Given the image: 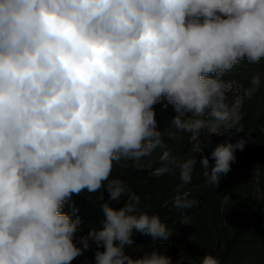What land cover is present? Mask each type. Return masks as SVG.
<instances>
[{"label":"clouds","instance_id":"9594fccd","mask_svg":"<svg viewBox=\"0 0 264 264\" xmlns=\"http://www.w3.org/2000/svg\"><path fill=\"white\" fill-rule=\"evenodd\" d=\"M245 59H264V0H0V264H71L89 241L97 246L93 264H173L159 248L126 253L136 232L162 241L174 233L110 178L114 164L143 169L164 147L153 109L161 101L177 113L171 127L193 139L209 126L206 113L214 127L244 131L239 107L261 73L231 105L232 82L223 77ZM247 142L213 149L206 185L218 186ZM160 159L153 175L174 166L191 182L196 158L165 148ZM200 162L209 167L207 156ZM101 188L128 201L104 205L103 228L80 236L79 247L81 219L62 209L73 194ZM188 195L175 206L193 207ZM199 264L220 261L205 254Z\"/></svg>","mask_w":264,"mask_h":264},{"label":"rangeland","instance_id":"374dc122","mask_svg":"<svg viewBox=\"0 0 264 264\" xmlns=\"http://www.w3.org/2000/svg\"><path fill=\"white\" fill-rule=\"evenodd\" d=\"M254 73H261V85L251 98L243 97V90L251 87L250 80ZM223 79L232 82V89L227 93L230 105L237 97H243L239 107L242 115L240 123L244 127L242 132L228 130L224 125L214 127V122L206 113L203 119L209 121V126L201 129L193 139V133L171 127L176 116L172 113L175 110L172 105L165 107L164 101L153 105L154 110L164 108L169 113L155 118L157 128L162 132L164 147H158L144 158L145 167L151 170L149 175L157 181L147 187L140 211H146L149 215L163 214L162 219L165 220L162 221L173 229L174 234L167 241L143 234L140 245L127 253L133 258L146 254L144 249L148 241L169 255L173 264L177 261L178 264H199L205 254L218 258L227 250V243L236 240H257V247L264 245L262 213L252 220L259 206L264 204V66L239 63L226 72ZM241 137L248 142L243 150H236V160L231 163V170L221 175L218 186L206 185L203 173L210 172L215 164L211 156L213 149L222 143H235ZM196 143L203 147L202 152L192 151ZM165 148L177 159L196 158L190 183L180 179V171L174 166L164 175H153L154 170L164 163L160 157ZM204 156L209 159L207 169L200 162ZM133 168L132 162L126 161L120 172L117 166L113 167L110 178L125 181ZM104 191L106 189L101 188L90 194L84 190L81 195L98 196ZM185 192L189 194V200L197 203L191 208L176 207V197L183 196ZM226 196L229 198L225 201L223 198ZM118 201L125 205L128 197L122 200L118 197ZM183 210L189 213L184 214ZM221 264H264V254L244 257L231 255Z\"/></svg>","mask_w":264,"mask_h":264},{"label":"trees","instance_id":"16d2710c","mask_svg":"<svg viewBox=\"0 0 264 264\" xmlns=\"http://www.w3.org/2000/svg\"><path fill=\"white\" fill-rule=\"evenodd\" d=\"M240 64L264 66V59H262L259 63H250L245 59L242 60ZM154 111H155V118L165 116L167 115V113H169L164 108ZM172 113L177 115L175 110ZM124 162L125 161H122L120 164H114V167L117 166V169L120 172V169L122 168V166H124ZM150 171L151 170L147 169L146 167H144L143 169H138L135 167L132 170H130V173L126 176L124 181L127 186V189L131 193H134L140 197V204L138 206L139 210H141V203L143 198L145 197V195H147L146 192L147 187L153 185L157 181L155 178L149 175ZM118 197L122 200L124 197H128V194L121 193ZM118 197L113 199L107 190L98 196L73 194L72 200L64 204V207L62 209L63 212L71 215L73 219H75L76 216H79L81 219L79 230L75 234V240L77 241V246L82 247V245L78 243L80 236H86L92 230L99 231L103 228L104 220H105L104 212H103L104 205H108L113 209H120L121 207L124 206L122 202L119 201L117 202ZM129 202L131 203V201ZM263 208H264V204H261L258 210L254 213L252 220L256 219L258 214L261 213H262V219L264 220ZM182 213L188 214L189 212L187 210H183ZM156 215H159L161 220H165V218L162 219L163 218L162 216H164L163 214L159 213ZM254 225L256 226V224ZM260 227H258L259 230ZM262 227H264V224H262ZM142 235L143 234L139 232L135 233L134 246L126 247L125 249L126 253L133 251L134 248L140 245V242L143 237ZM260 238L263 239L262 236ZM89 243L91 246L87 250H85L81 256H78L73 261H71V264H93L94 255L97 250V246L95 245V243L91 241H89ZM227 245H228L226 248L227 250L223 252L222 256L218 257V259H220V264L223 262L224 259L225 260L228 259L231 255H240L241 257H244V256H251V255L255 256L258 254H262V255L264 254V245L257 247V240L253 242H251V240H236L227 243ZM157 248L158 246L154 244H149L148 241V245L147 248L145 246L144 253H150L151 251ZM100 250L103 251L102 246Z\"/></svg>","mask_w":264,"mask_h":264}]
</instances>
